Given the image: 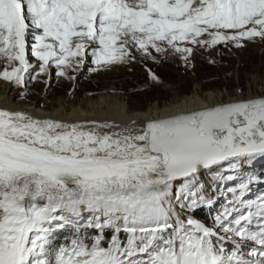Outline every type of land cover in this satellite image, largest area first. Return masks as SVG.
I'll return each instance as SVG.
<instances>
[{
    "label": "snow or ice",
    "instance_id": "6c2138e0",
    "mask_svg": "<svg viewBox=\"0 0 264 264\" xmlns=\"http://www.w3.org/2000/svg\"><path fill=\"white\" fill-rule=\"evenodd\" d=\"M254 45L264 0H0L22 104L136 65L174 92L170 64ZM228 95L126 120L0 103V264H264V92Z\"/></svg>",
    "mask_w": 264,
    "mask_h": 264
},
{
    "label": "rangeland",
    "instance_id": "374dc122",
    "mask_svg": "<svg viewBox=\"0 0 264 264\" xmlns=\"http://www.w3.org/2000/svg\"><path fill=\"white\" fill-rule=\"evenodd\" d=\"M223 51V55L218 52ZM215 59L217 63L210 65V69L205 70L201 67V62H206L208 58ZM154 68V65H150ZM144 69L140 65L133 67L131 72L124 68L113 69L111 72L102 73L98 78L90 82L82 81L81 86L74 97L66 95V87L58 86L53 89L52 93L44 97L50 109L57 100L65 98L69 104L78 106L80 101H86L88 98L97 99L104 94H114L120 96L131 107V111L146 110L155 102L166 103L175 97H182L193 93L198 86L205 91L224 92L229 90L234 92L237 87L243 88L246 92L252 88L255 90L264 89V48L259 45L250 46L243 52H229L227 49H217L204 53L196 62V67L191 70H185L176 64H170L165 68V73L171 82L174 92L168 89L152 90L144 87V81L141 82L134 90L124 93L113 88L114 81L128 75L137 74ZM173 72V74H170ZM146 74V73H145ZM93 93L89 96L88 93ZM37 95L29 98V102L23 103L16 100L21 106L33 104L42 95L37 90ZM112 93V94H111Z\"/></svg>",
    "mask_w": 264,
    "mask_h": 264
},
{
    "label": "bare ground",
    "instance_id": "6f19581e",
    "mask_svg": "<svg viewBox=\"0 0 264 264\" xmlns=\"http://www.w3.org/2000/svg\"><path fill=\"white\" fill-rule=\"evenodd\" d=\"M231 91L225 90L224 92L205 91L201 86H198L191 94L184 95L182 97H175L166 103L155 102L149 106L146 110L131 111V107L123 101L120 96L112 94H104L97 99L88 98L86 101H80L78 106L69 104L65 98H60L56 101L54 106L50 109L47 107L49 104L41 96L33 104L26 106L29 109H35L41 114L49 113L55 116H60L66 119L72 118H84V117H113L118 120H126L129 114H140L141 116H164L170 112L195 109L208 105L210 103L219 101L222 98H230L229 93ZM262 90L248 89L245 93L248 95H254ZM14 95L8 94L3 90H0V103L7 104L12 107H20L17 104ZM40 103L44 104L43 108H40ZM24 107V106H23Z\"/></svg>",
    "mask_w": 264,
    "mask_h": 264
},
{
    "label": "trees",
    "instance_id": "16d2710c",
    "mask_svg": "<svg viewBox=\"0 0 264 264\" xmlns=\"http://www.w3.org/2000/svg\"><path fill=\"white\" fill-rule=\"evenodd\" d=\"M201 67L202 69L208 70L210 69V64H208L207 61L201 62ZM170 74H173V72ZM145 79L146 74L143 73V71H139L137 74L135 73L115 80L113 88L124 93H129V91L134 90L141 82L145 81Z\"/></svg>",
    "mask_w": 264,
    "mask_h": 264
}]
</instances>
